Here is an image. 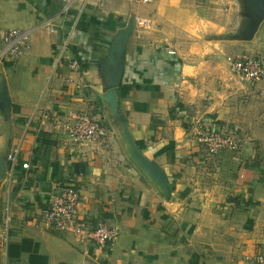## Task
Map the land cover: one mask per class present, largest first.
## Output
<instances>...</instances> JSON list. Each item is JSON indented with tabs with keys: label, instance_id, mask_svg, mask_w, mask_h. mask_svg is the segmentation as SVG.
Wrapping results in <instances>:
<instances>
[{
	"label": "crops",
	"instance_id": "obj_1",
	"mask_svg": "<svg viewBox=\"0 0 264 264\" xmlns=\"http://www.w3.org/2000/svg\"><path fill=\"white\" fill-rule=\"evenodd\" d=\"M64 5L0 0V264H249L244 257L264 255L263 153L245 141L207 156L194 137L199 124L240 138L231 123L263 122L247 109L237 115L231 99H264V0ZM9 29L29 36L12 62L2 58ZM239 54L263 66L242 89L224 63ZM81 113L103 136L75 145L53 121ZM68 187L79 217L118 232L109 247L42 227L47 199Z\"/></svg>",
	"mask_w": 264,
	"mask_h": 264
},
{
	"label": "built area",
	"instance_id": "obj_2",
	"mask_svg": "<svg viewBox=\"0 0 264 264\" xmlns=\"http://www.w3.org/2000/svg\"><path fill=\"white\" fill-rule=\"evenodd\" d=\"M71 1L64 0L65 5L62 10H65ZM138 1L147 4L150 0ZM136 24L141 28L143 22L138 21ZM53 31L52 28L49 29L50 33ZM1 44L3 60L12 62L28 48L29 36L21 30L9 29L1 35ZM224 63L231 76L249 83L259 81L263 74L262 62L257 57L246 54L225 56ZM68 69L75 76L79 75V67L75 59L68 61ZM71 119L69 121L54 120L53 127L59 135L68 139L72 144L94 142L103 136L102 128L93 117L81 113L74 114ZM194 137L200 150L207 156H214L221 151L237 152L241 145V139L235 131L215 130L204 124L197 126ZM6 159L12 162L14 156L8 154ZM26 167V164L22 165V168ZM78 200V190L74 187H68L49 196L41 212L42 227L68 235L82 244H91L100 248L109 247L117 238L118 232L102 222H90L79 217L76 210ZM247 261L250 264H264V256L255 254L247 258Z\"/></svg>",
	"mask_w": 264,
	"mask_h": 264
},
{
	"label": "rangeland",
	"instance_id": "obj_3",
	"mask_svg": "<svg viewBox=\"0 0 264 264\" xmlns=\"http://www.w3.org/2000/svg\"><path fill=\"white\" fill-rule=\"evenodd\" d=\"M134 21H135V23H133V24H135L136 27L139 28V29H140V27L136 24V22L142 21L143 25H142L141 29L143 28L144 31L149 29V27H150L149 25L151 23V21H149L146 18L145 19H143V18H139V19L137 18L136 19L135 18ZM244 82H246V81L239 80V79H238V81L235 80V81L232 82V87H239ZM238 89H242V88L239 87ZM227 90H230V88L227 87ZM246 97H248V96L247 95H239V96H236L233 99H231L232 100V104L231 105L233 107H235L236 114L240 115V114L243 113V110L247 109L248 113L250 111L254 112V113L256 112V114L260 113L259 114V118L262 117L261 120L263 122L256 123V124L251 123V125H248V124H246L244 122H241V123L238 122V123H231L230 125L239 127L240 132L242 133V136H243L242 137L240 135V138H242L240 143L243 144V143H246L245 141H248L249 144H252L251 147H252L254 153H257V154L263 153V155L261 157L264 159V99L260 100L259 102H256V100L249 101L248 99H246ZM2 221H3V218H2L1 210H0V224H1ZM0 238H4V236L1 234ZM0 240H1L0 243H2V239H0ZM3 247L4 246H1L0 248H3ZM247 258H250V257H246V258L244 257L243 260L248 262Z\"/></svg>",
	"mask_w": 264,
	"mask_h": 264
},
{
	"label": "water",
	"instance_id": "obj_4",
	"mask_svg": "<svg viewBox=\"0 0 264 264\" xmlns=\"http://www.w3.org/2000/svg\"><path fill=\"white\" fill-rule=\"evenodd\" d=\"M127 35H128L127 29L120 30L116 34L115 39H114L115 44L112 47L113 52L116 51L118 55L122 53V51L124 50L125 43H126Z\"/></svg>",
	"mask_w": 264,
	"mask_h": 264
}]
</instances>
